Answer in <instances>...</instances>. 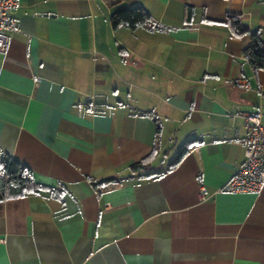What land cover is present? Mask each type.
<instances>
[{
  "label": "crops",
  "instance_id": "0c3cea01",
  "mask_svg": "<svg viewBox=\"0 0 264 264\" xmlns=\"http://www.w3.org/2000/svg\"><path fill=\"white\" fill-rule=\"evenodd\" d=\"M136 5L158 27L113 28ZM14 15L0 150L62 191L0 200V264H264V188L220 189L244 114L264 123V71L227 20L264 32V0H19Z\"/></svg>",
  "mask_w": 264,
  "mask_h": 264
},
{
  "label": "trees",
  "instance_id": "16d2710c",
  "mask_svg": "<svg viewBox=\"0 0 264 264\" xmlns=\"http://www.w3.org/2000/svg\"><path fill=\"white\" fill-rule=\"evenodd\" d=\"M122 0H108V2L115 6ZM191 15V10H189ZM111 24L113 28L124 25L130 29H135L138 26L151 24L152 28H157L158 25L151 21V16L146 9L142 6L136 5L132 7L123 6L117 8L111 15ZM227 23L236 36H250L249 45L243 50L244 57L249 61L252 68L264 71V32L250 30L242 23L240 18L236 15H230ZM189 142L188 144H191ZM190 146H182L178 150V154L174 161L171 163V168L175 167L181 159L188 152ZM152 153L131 164L130 168L133 171L144 169L148 164ZM115 181V179H108L103 182L107 184ZM61 189L47 187L34 182L31 170L20 163L18 160L13 159L10 155L0 150V200L3 198L18 197L28 193H41L46 192L50 195L60 196Z\"/></svg>",
  "mask_w": 264,
  "mask_h": 264
},
{
  "label": "built area",
  "instance_id": "2783aa9c",
  "mask_svg": "<svg viewBox=\"0 0 264 264\" xmlns=\"http://www.w3.org/2000/svg\"><path fill=\"white\" fill-rule=\"evenodd\" d=\"M18 4L19 0H0V52L6 50L11 32L17 29L14 12ZM261 118L259 110L244 114V158L231 177L220 187L221 190L258 192L264 188V123ZM210 195L205 185L201 184L199 198L204 200Z\"/></svg>",
  "mask_w": 264,
  "mask_h": 264
}]
</instances>
